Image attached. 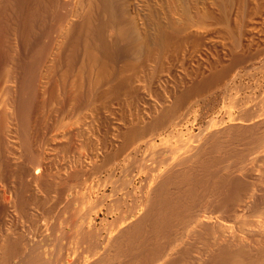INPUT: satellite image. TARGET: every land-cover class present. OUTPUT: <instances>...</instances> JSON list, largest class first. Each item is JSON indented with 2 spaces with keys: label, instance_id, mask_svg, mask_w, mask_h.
<instances>
[{
  "label": "bare ground",
  "instance_id": "bare-ground-1",
  "mask_svg": "<svg viewBox=\"0 0 264 264\" xmlns=\"http://www.w3.org/2000/svg\"><path fill=\"white\" fill-rule=\"evenodd\" d=\"M0 264H264V0H0Z\"/></svg>",
  "mask_w": 264,
  "mask_h": 264
},
{
  "label": "rangeland",
  "instance_id": "rangeland-1",
  "mask_svg": "<svg viewBox=\"0 0 264 264\" xmlns=\"http://www.w3.org/2000/svg\"><path fill=\"white\" fill-rule=\"evenodd\" d=\"M221 103V99L220 98H217L216 100H214L211 104H212V106H216V105H218V104H220Z\"/></svg>",
  "mask_w": 264,
  "mask_h": 264
}]
</instances>
